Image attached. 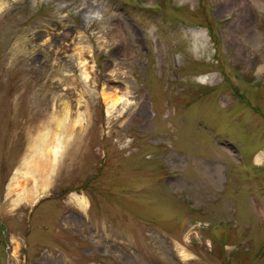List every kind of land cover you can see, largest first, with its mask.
I'll return each mask as SVG.
<instances>
[{"label":"rangeland","instance_id":"374dc122","mask_svg":"<svg viewBox=\"0 0 264 264\" xmlns=\"http://www.w3.org/2000/svg\"><path fill=\"white\" fill-rule=\"evenodd\" d=\"M0 264H264V0H0Z\"/></svg>","mask_w":264,"mask_h":264},{"label":"bare ground","instance_id":"6f19581e","mask_svg":"<svg viewBox=\"0 0 264 264\" xmlns=\"http://www.w3.org/2000/svg\"><path fill=\"white\" fill-rule=\"evenodd\" d=\"M80 63L83 67V77L86 80H89V68H93V60H88L83 57V59L80 60ZM109 89V85H104L101 92V96L105 101L106 113L108 115H120L126 111L130 103L127 99V94L126 92L120 93V91L116 89ZM66 119L67 118L65 117H61L59 120H56L55 128L53 130L47 128L37 135L35 143L32 147V154L25 161V165L28 169L38 173L40 172L43 163H46L47 165L49 164L48 166H50V163H54L57 160L58 156L62 153V150L66 147L68 143V137L72 134V129L65 124ZM79 122L80 119L78 118L76 120V123ZM259 157V155H256V160H258ZM17 181V177H13L11 188L17 194V199H21L22 197L26 196V191L24 189V186H22ZM76 201L81 207H84L86 205V200L83 196L76 197ZM14 243L15 246L12 252L13 255L17 253V250L22 245L21 241L18 240H15Z\"/></svg>","mask_w":264,"mask_h":264}]
</instances>
